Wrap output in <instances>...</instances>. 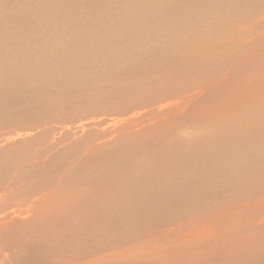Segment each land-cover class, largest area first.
Returning <instances> with one entry per match:
<instances>
[{
  "label": "rangeland",
  "instance_id": "374dc122",
  "mask_svg": "<svg viewBox=\"0 0 264 264\" xmlns=\"http://www.w3.org/2000/svg\"><path fill=\"white\" fill-rule=\"evenodd\" d=\"M30 1L37 2L31 4ZM63 1L66 2L67 0H21L19 6H23L18 13L22 14L30 6L36 7H34L35 9H33L30 17L18 21L25 24L29 30L33 26H37L33 25L34 21H39L37 26L38 36L44 39V42L38 47L36 45L30 46L26 51L19 49L5 58L11 61L10 64H15L25 71L21 75L24 76L25 83H22L21 87L17 85L4 87L0 80V86L6 90L0 94V264H18V262L19 264H86L100 257V254H97L99 250L103 254L112 251L108 248L109 246L117 248L138 246L147 236L157 234L160 230L165 231L175 224H183L187 219L211 217L216 212L213 205L219 202L222 205L220 209H224L236 201L247 200L249 196L257 192H264V180L256 183L259 187L253 185L254 182L250 186H230L224 179L225 175L221 174L219 176L217 173L212 174L215 175V179L211 180V175L208 178L206 176V179H202V173L200 172L201 175L198 174V176H201L199 178L203 181L199 180L198 184L191 183L189 178L195 176L192 170H194L195 162L199 159V157L196 159V155L191 158V155L195 151L198 153L201 150L200 153L209 156V143L205 141L202 142H205L203 145L198 142L187 143L188 141H184V137V143L182 142L180 146L177 144L178 148H175L177 146L175 143L178 139V130L172 134H166L164 131V137L162 138H164L163 141L166 144L161 139L162 133L157 127L159 124L151 121L150 115L146 116V109L147 112L150 110L147 108L146 102L149 96L152 95V89L155 88L154 84L158 88L179 85L178 80L187 74H191L189 78L195 79L201 75L204 77L203 79L209 80V78L215 79L222 73V78L218 79V77L215 82L219 85L220 80H223L222 84L224 83L226 86L222 88L223 91L219 89L220 86L216 88L217 91L215 89L212 91V99L209 98L208 100V104L212 103V106L220 105L223 101H233L237 104L243 101L250 102L256 87L263 85L264 88V58L260 55L264 53V20H262L264 18V0H251V2L253 1V7L249 10L246 9L251 5L241 2V0H232V2L231 0H206L204 1L207 3L206 7L203 6L190 11L186 6H183L180 9L182 14L179 11L176 13L177 10L172 14L168 12V15L175 17L174 21L171 19V23L168 17L165 21L166 17H164L165 19H161L165 23L168 21L167 26L165 23L162 25L163 22L160 19L159 21L162 23L157 20L151 24L152 28L144 23L146 19H152L151 14L154 10L150 5V0L149 3L146 0L144 3L139 0H110L111 5L108 7H105V5L98 7L94 4H92L94 7L84 5L87 1L89 3L96 0H68V3H78L80 5L76 10H78L79 15H84L85 24H81L77 28L79 29L77 34L83 36L85 33L87 37V47H81L77 50L76 54H78L74 58H65L68 55L64 54L63 45L59 44L61 35H59L60 38L58 36L56 39L57 35L55 33L58 26H54V22H52L53 26L52 24L47 27L43 25L46 20L49 21V16L43 11L50 12L43 3L54 2L56 3L55 8H57L60 7L61 3H64ZM155 1L158 4V0ZM3 2L4 4L0 2L2 6L6 4V1ZM225 2L227 3L225 4ZM82 3L83 5H81ZM49 7L51 8V4ZM148 7H150V10ZM217 7L219 8L217 9ZM144 10L146 13H144ZM142 13L145 15H142ZM42 15L45 18H40ZM120 16H126V20L124 21V18L122 19ZM144 16L146 17L145 20ZM178 16L180 20L177 18ZM140 19H142L144 25H141ZM178 20L182 21L181 24L178 23ZM11 21L12 23L6 21L4 23L13 32L11 28L14 20ZM171 24L175 26V29H173V26L171 27ZM136 25L137 30L135 29ZM140 25L147 28H141ZM139 29L144 30L141 32ZM104 31L107 37L105 35L103 37L102 32L104 33ZM107 31L109 32L107 33ZM77 34L74 35L68 32L67 37L70 38L71 50H73L72 44L75 45L76 39L80 37ZM127 35L128 38L132 35L129 40ZM154 35L156 38H153ZM62 36L65 38L64 35ZM135 36L137 38L144 36V39L150 37V45L153 40L160 43L155 47L150 46L148 48L147 43L149 44V42L146 40L147 43H141L138 47L136 44L142 39L137 40ZM35 39L21 41L16 39L15 41L19 47L20 44L28 46V41L34 42ZM219 40L224 42V48L221 50L215 48ZM124 41L127 42L126 45L124 44L126 49L123 48L122 43ZM132 42H135V44H132ZM170 44L174 45V48L168 51L167 49L172 48ZM107 45H109V48ZM121 46L122 48H120ZM135 46L138 48L136 49ZM53 48L60 49L59 55L56 57ZM160 48H164L166 52L164 53V50L162 51ZM112 50L117 51V54L115 51L114 53L118 56H115ZM36 51L38 52L36 53ZM116 57L118 58L116 59ZM260 57L263 59L262 63L258 61L261 60ZM241 59L242 61H240ZM58 60L63 61L61 66L55 63L56 67L47 65L43 66L41 70L37 69V66L43 65L44 62H57ZM245 60L246 63L242 66ZM198 64H201V69ZM249 64L250 66H248ZM230 65L235 66L236 73L233 74L235 77L232 78L231 76L229 83H225L228 66ZM34 66L35 68H33ZM38 72L42 73L39 74ZM236 75H240L242 80L240 77L237 78ZM6 79L7 77L4 78V80ZM173 82L174 84H172ZM223 85L221 86L224 87ZM137 87L141 88V91ZM143 89L145 90L143 91ZM218 95L220 96L218 97ZM208 108L206 107L204 110L210 112L212 110L211 113L218 111L213 112V109ZM253 109L263 110L259 104H254ZM211 113L206 112L207 116H210ZM238 114L236 112V115ZM193 116L197 118V113ZM180 117L177 118L180 119ZM138 120L144 121L140 122ZM143 124L145 125L142 128ZM229 124H233L232 119ZM174 125L172 127L180 126ZM259 128H263V130L259 133L260 139L255 138L254 146L246 148L247 145L245 146L241 134L234 136L232 139L234 142L242 143V146L237 145L239 151L232 148L236 158L238 157V160L252 159L254 167L256 166L254 159H259V153L262 162L264 161V127L261 123ZM127 129H132L129 132L133 134H128ZM136 129L139 130L138 133L135 132ZM194 132L196 131H193V134L189 136L198 135ZM131 139H135V141ZM146 144L148 147H153V149H146ZM186 144L188 147L185 146ZM192 144L193 146L196 144L200 146H195L192 149ZM140 145L141 147H139ZM101 146L103 147L101 148ZM115 146L117 147L115 148ZM169 146L173 149L171 150ZM182 148L187 149L180 154L183 151ZM188 149L193 150V152ZM142 150H145V154L146 150L150 151L149 154L154 153L155 150L156 153L153 154L155 160L160 159L159 157H162V159L165 157V161L171 162L172 165L170 164L169 167L173 169L175 174L177 170L188 168V175L185 173V176L190 175V177L186 179L187 181L183 180L182 182V180L177 179L176 181L172 180L171 183H166L164 180V187L160 189L165 193L178 192L179 189L183 193L187 192L185 194L187 197L183 201H177L176 205L166 203L168 207L156 204L153 197L143 201L140 198L143 197L145 190H159L145 184L139 187L138 195L134 194L127 197L125 192L128 186L130 188L131 183L126 180L125 182L123 180H119V182L111 180V178L114 180L111 175L116 169H118L117 171L120 170L119 172H122L121 169H123L125 172L120 174H124L126 178L129 173L128 168L132 170V166L144 165L145 163L142 162H147V160ZM175 150L179 151L176 157H182L183 159L178 158V160L174 156ZM138 152L139 154H136ZM140 154H143L142 157L145 158V161ZM186 154L187 156H185ZM166 158L169 160H166ZM117 165L123 167L117 168ZM153 167H157V165L154 164ZM223 173L225 174V172ZM218 178H220L222 185L218 182ZM208 179H210V182ZM213 181L215 184H213ZM187 183L190 184L187 185ZM205 184L207 185L204 186ZM103 186L105 187L103 188ZM215 190L220 191V197ZM250 192L252 193L250 194ZM46 193L51 194L49 199L28 208L33 199ZM205 197L210 201L205 202L207 201ZM138 199L141 202L133 204ZM225 201L227 203H224V205L223 202ZM191 203L195 207H191ZM139 207L146 211H136ZM130 214L132 215L128 216ZM153 215L155 216L153 217ZM134 218L141 226L131 223ZM141 219H145L146 223H142ZM219 227L223 228L219 224L218 230H221ZM227 232L229 234L226 237L231 238L230 242L235 243L233 247H237V249L243 246L239 242L242 243L243 240L249 237V235L243 233L244 231L242 235L238 232L237 236L234 235L235 237H231L229 230ZM212 235L213 232L210 233V236ZM210 236L208 234V239L211 240ZM128 240L132 242L129 246H125L129 242ZM221 242L223 241L218 242L219 248L223 244ZM187 250H189L187 244L177 248L174 252L177 255L174 257L179 256L180 253L188 252ZM2 252L11 256L8 261L2 260ZM92 252L95 254H92ZM127 262L134 264L130 259ZM127 262L123 259L122 261L119 260L117 264H128ZM243 263L246 264L247 262ZM222 264H224V261Z\"/></svg>",
  "mask_w": 264,
  "mask_h": 264
},
{
  "label": "bare ground",
  "instance_id": "6f19581e",
  "mask_svg": "<svg viewBox=\"0 0 264 264\" xmlns=\"http://www.w3.org/2000/svg\"><path fill=\"white\" fill-rule=\"evenodd\" d=\"M3 1H6V4L4 6H2V4H4ZM20 1L21 0H0V2H2V4H0V31L2 30L0 32V80H1V82H2L4 87L12 86V85H17V86L21 87V84L25 83V80L23 78L24 76H21V75H23L25 73V71H23L19 66H16L15 64H10L11 61H9V60H7L5 58L9 54H11L13 52H16L19 49L23 50V51H26L30 46L36 45L38 47L39 45L41 46V44H43V42H44V39H41L40 36H38L39 33H38L37 26H38L39 21H34L33 25H37V26H33L30 30L28 29L27 26H25V24L21 23V21H18L20 19H23V18H26V17H30V14L32 13L33 9H35L34 7H36V6H30L22 14L18 13L19 9L23 6V5L19 6V2ZM53 1H55V0H53ZM139 1L144 3L145 0H139ZM146 1L149 3V0H146ZM204 1H206V0H203V1L202 0H158V4H157V1H155V0L151 1L150 0V5H152V8L154 10V11H152L153 14H151L152 19H148V20L146 19L145 20L146 17L144 16V20H145L144 23H147V26L148 25L151 26L152 23H155L157 20L159 21L161 18L163 19L164 17H166V19L164 18L165 21L167 20V17L170 18V22L172 23L171 19L174 21L175 17H173L172 15H168V12L171 13V14L175 10H177L176 13L178 11L180 12V9L183 6H186L190 11L192 9H199V7H203V6L206 7L207 3H205ZM34 2L35 1H30L31 4H33ZM36 2H35V4H36ZM63 2L64 3H61L60 7H57V8H55V4L56 3H54V2L45 3V4L43 3V5H45V7H48L47 9L50 10V12L43 11V12H46V14L49 16V21L46 20V23H44L43 25H45L47 27V26H51V24H52V26H53L52 22H54V24H55L54 26H58V28L56 29L57 30L56 33L55 32L54 33L57 35L56 39L58 38L59 35H61V38L59 36V38H60L59 39L60 40L59 44L63 45L64 54L68 55L65 58H74L78 54V53L76 54L77 50L81 49V47H83V48L87 47L86 46V38H87L86 34L84 33L83 36L77 34V32L79 30L77 28H79V26L81 24H85L84 15L83 14H80V15L78 14V10H76V8H78L80 6L78 3H71L70 1H69L70 3H68V0L66 2L65 1H63ZM90 2L88 3V1H87V2L84 3V5H87L89 7H94L92 4H94L95 6H98V7H103L104 5H105V7H108L109 5H111L110 4V0H96V1H92L91 3ZM231 2H232V0H231ZM241 2H245L246 4L251 5L246 10H249V9H251L253 7L252 6V2L253 1L251 2V0H241ZM226 3L227 2H225V4ZM50 4H51V8L49 7ZM176 4H178V5H176ZM81 5H83V3ZM220 6H222V5H220ZM148 8L150 10V7H148ZM218 8L219 7H217V9ZM47 9H45V10H47ZM67 9H69V10H67ZM144 13H146V11ZM144 13H142V15H145ZM190 13H192V12H190ZM147 14H149V13L147 12ZM120 17L122 19L124 18V21L126 20V18H125L126 16H124V17L120 16ZM40 18H45V17L42 15ZM110 18H112V17H110ZM177 18L180 20L179 16ZM177 18H176V20H177ZM11 20H14L13 21V23H14L13 27L11 28L13 30V32L10 30V27L5 26V23H4L5 21L12 23ZM112 20H113V18H112ZM140 20L139 21L143 23L142 19H140ZM185 20L183 22L184 25H185ZM262 20H264V18H262ZM262 20H260V21L263 22ZM113 21L116 22L115 20H113ZM165 21L163 22V20H162L163 23L160 22V21L159 22L162 23V25H164ZM176 22H174V23H176ZM180 22H182V21H179L178 23L181 24ZM142 23H141V25H144V23L143 24ZM166 23H165V25H166ZM138 24H140V23H138ZM9 25H10V23H9ZM141 25H140L141 28L145 27V26L142 27ZM184 25H182V26H184ZM172 26L173 25L171 24V27ZM154 27L156 28V26H154ZM171 27H170V29H172ZM173 27H174L173 29H175V26H173ZM178 27L180 28L179 25H178ZM137 28L138 27L136 25L135 29L137 30ZM146 28L147 27H145V29ZM151 28H152V26H151ZM158 29H160V28H158ZM182 29H184V28H182ZM26 30H29V31H26ZM70 30H71V32H70ZM186 30H187V28H186ZM54 31H55V29H54ZM160 31L162 32V30H160ZM68 32L70 34L71 33L74 34V35L77 34L80 37H82V38L79 37V39H76L77 41L75 42L76 43L75 45L72 44L73 50H71V47H70V38L67 37L68 36ZM108 32L109 31H107V33ZM173 32H175V31H173ZM149 33H150V31H149ZM183 33H184V31H183ZM102 34H103V37H104L105 31H104V33L102 32ZM131 34H133V33H131ZM142 34H145V33H142ZM62 35H64L65 38ZM149 35H151V34H149ZM105 36L107 37V34ZM131 36L132 35H130V37ZM211 36H212V34H211ZM121 37H123V36H121ZM130 37L128 38V35H127L128 40L130 39ZM146 37H148V36H146ZM33 38H36L35 41L34 42L28 41V43H29L28 46H22V44H20V46L18 47V44L15 41L16 39L21 41V40H29V39H33ZM42 38H44V37H42ZM108 38H109V36H108ZM127 38H125V39L127 40ZM135 38L137 40L138 39H142L139 42H137L138 45L136 44V46H138V47H139V45L141 43L146 42V40L149 42V44L146 42L147 46H149L148 48H150V46L151 47H153V46L155 47V45H158V43H160V42H155V40L152 39L153 41L151 42V45H150V39H149L150 37L144 39V36H139L138 38L135 36ZM153 38H156V36L153 37ZM172 39H174V38H172ZM106 40H107V38H106ZM137 40H135V41H137ZM132 41H133V39H132ZM125 43H127V42L124 41V43H122V44H123V48L126 49V46L124 47ZM223 43H224L223 40H219L218 43L215 45V48H218V49L221 50L222 48H224ZM132 44H135V42L134 43L132 42ZM253 45H254V43H253ZM108 46L109 45H107V47ZM115 46H117V44H115ZM130 46H131V44H130ZM136 46H135V48H136ZM171 46H172V48L167 49L168 51H170V50H172L174 48V45H171ZM120 48H122V46ZM132 48H133V46H132ZM232 49H233V47H232ZM59 50H60L59 48H53V52H54L55 57L59 55ZM161 50L163 51L164 48H162ZM114 51H113V53H114ZM37 52L38 51H36V53ZM115 52L117 54V51H115ZM165 52L166 51L164 50V53ZM80 53H82V52H80ZM161 53H163V52H161ZM116 54H115V56H118ZM123 54H124V52H123ZM260 55H261L262 58H264V53L260 54ZM117 58L118 57H116V59ZM262 58H261V60H258V59L257 60L260 63H262L261 62L263 60ZM170 59H172V58H170ZM108 60H109V58H108ZM111 60H113V59H111ZM240 61H242V59ZM243 61H244V59H243ZM99 62H101V61H99ZM263 62H264V60H263ZM55 63H57L58 65L61 66L63 61L58 60L57 62L56 61H52V62H49V63H45L44 62L43 65L42 64L38 65L37 69L41 70V69H43V66H47V65H51V67H56ZM230 63H231V61H230ZM245 63H246V60H245V62L242 63V66ZM254 64H255V62H254ZM198 65L200 66V69H201L202 68L201 64H198ZM232 65L236 66V64H233V63H232ZM235 66H231V65L228 66L229 68H228V71H227L228 73L226 74L227 77H225L226 78L225 83H227V82L229 83V81L231 80V76H232V78L235 77V75L233 76V74L235 72V70H234ZM248 66H250V64ZM255 66H256V64H255ZM259 66H261V65H259ZM251 67H253V66H251ZM33 68H35V66ZM186 68H188V67H186ZM245 69H246V67H245ZM253 69H254V67H253ZM253 69H251V70L253 71ZM184 72H186V71L184 70ZM38 73L41 74L42 72H38ZM177 75H179V74H177ZM190 75L191 74H187V75L183 76L185 81L183 80V78H181V79L178 78L179 79L178 82H180L179 85H173V86L167 87V88H158L156 86V84H154L155 88L152 87L153 88L152 89V95L149 96V98L147 99V102H146L147 103V108L150 109L148 112H147V109H146V116L150 115V120L153 121V122H157L159 124L157 127H159L160 132L162 133L161 134L162 141L164 139V138H162V137H164L163 136L164 135V131H165L166 134L167 133H171L172 134V133H174V132H176L178 130L177 131L178 139L176 137H174V138L177 139V143H175V145L179 144V146H180V144H182V142L184 143V141H188L187 143H190V142L197 143L198 142L200 145H203L205 142L206 143L208 142L209 145H210L209 156H204V154H202V152L200 153L201 150L198 149L200 147L197 148L199 150L198 153L196 151H195L196 153L195 152L193 154L191 153L192 154L191 158L195 157V155H196V159H197V157H199V159L197 161L195 159L196 162H195L194 168L192 167L194 169L192 171L195 173V176L191 174L194 177L189 178L190 175L189 176H185V173H187L186 175H188L187 171H189V170H187L188 169L187 167H186L187 169L177 170V173L175 174L173 172V169H171L169 167L171 162L165 161L164 160L165 157L163 159H162V157H159L160 159H158V157L156 156L158 160H155L156 158L155 157L153 158V156H154L153 154L156 153L155 150L153 151L154 153H152V154H149L150 153L149 150H146V154H145V150L144 151L142 150L143 154L146 155L145 158L147 160V162H142L141 161L143 164L145 163L144 165L132 166L131 167L132 170H130L128 168V170H129L128 172L129 173H128V176L126 178L124 177V174L123 175L120 174L122 172H125L123 169H121L122 172H119L120 170L117 171L118 169H116L115 172H113V174L111 175L112 177H114V180L111 178V180L114 181V182H116V181L119 182V180L120 181L123 180L125 182V180H126L127 182L131 183L130 184L131 185L130 188L128 186L127 190L125 192L127 197H130V196H132L134 194L138 195L139 187L145 184L148 187L158 188L159 190H152V191L145 190L143 192V197L140 198V199L145 201L148 198L150 199L151 197H153L155 199L154 202H156V204H162L163 206L165 205L166 207H168L166 205V203H169L170 205H176L177 201H183L184 198L187 197L185 195L187 192L183 193V191L180 190V189L178 190V192H173V193H170V192H166L165 193V191L162 192L160 189L162 187H164L163 186L164 180H165L166 183H171L172 180L176 181L177 179H179V180H182V182H183V180H186V179L189 178V181L191 183H197L199 180L203 181L202 179H206L205 178L206 176L208 178L209 175H211L210 179L214 180L215 179V177H214L215 175H212L214 173H217V175H219V176L221 174L225 175L224 179L226 180V183H228V185H230V186H250V184H252L254 182L253 185H256V186L259 187V185L256 184V183L260 182L261 180H264V161L262 162V160L260 158V153H259V159L258 160L254 159V163L256 165L254 167L252 159H250V160H238V157L236 158L235 154L232 152V148H235V150L239 151L238 148H237V145H241L242 146V143L232 141L233 137L238 135V134H241V136L243 137V139L245 141V146L247 145L246 148H248V146H254L255 145V142H254L255 138L260 139L259 133L263 130V128L260 129L259 128V124L261 123L262 126L264 127V88L262 87L263 85L259 86V87H256V89L252 93L250 102L243 101L242 103L237 104V103H235L233 101H226V102L223 101V102H221L220 105L218 104V105H213L212 106V103L208 104L209 98H211V96L213 95L212 91L214 89L216 90V88L218 86H220L219 89L225 88V86H226L224 83H223L224 85L222 84L223 80L222 81L220 80V84L219 85L216 84V82H215L218 77H219L218 79L222 78V73L220 75L221 77L217 74L218 76L215 79H210L209 78V80L203 79L204 77H202L201 75L197 76L195 79L189 78ZM6 77H7V79L4 80V78H6ZM179 77H180V75H179ZM238 77H240V75H238L237 78ZM240 79L242 80V77H240ZM172 84H174V82ZM175 84H177V83H175ZM221 85H223L224 87H222ZM141 86H144V85H141ZM145 86H147V85H145ZM144 87H142V88H144ZM159 87H161V86L159 85ZM0 88H2V87L0 86ZM137 88H139V87H137ZM139 89L141 91V88H139ZM144 90L145 89H143V91ZM5 91L6 90L4 88H2L0 90V94L4 93ZM222 91H223V89H222ZM220 93H223V92H220ZM215 94H216V92H215ZM218 94H219V92H218ZM219 96L220 95H218V97ZM162 104H164V105H162ZM254 104L261 105L263 110H255V109H253V105ZM206 107L207 108L209 107L208 109H210V108L213 109V112L215 110H218V111L216 113L215 112L211 113L212 110H211V112L207 111V110H204V108H206ZM247 108H249L250 110L247 109ZM205 111L208 112V113H211L210 116H207ZM236 112H238L239 114L236 115ZM196 113H197V118H195L193 116V114H196ZM229 114L232 117L228 116ZM178 116H181L180 119L177 118ZM142 118L144 119V117H142ZM147 119H149V118H147ZM231 119L233 121V124H229L231 122ZM138 121H140V120H138ZM141 121H144V120H141ZM259 121H260V123H259ZM174 124H177V125H180V126H183V127L182 128L180 126L172 127V126H175ZM144 125L145 124H143L142 128L144 127ZM131 128H132V126H131ZM131 130L132 129H127L126 131L128 132V134H133V133L129 132ZM172 130H174V131H172ZM193 131H196L194 133H198V135L194 134L195 136L193 135L192 137H190L189 135L193 134ZM135 132L138 133L139 130L136 129ZM150 132H151V130H150ZM151 134H152V132H151ZM106 135H108V134H106ZM149 135H150V133H149ZM174 136H176V135H174ZM187 136H189V137H187ZM104 137H105V135H104ZM184 137H185V140H184ZM170 139H172V138L170 137ZM131 140L135 141V139L134 140L131 139ZM203 141H205V142L202 143ZM112 142H113V140H112ZM164 143H166V142H164ZM108 144H106V145H108ZM121 144H124V143H121ZM133 144H134V142H133ZM183 145H182V147H183ZM200 145L196 144V145L193 146V144H192V149H194L193 147L200 146ZM99 146H100V144H99ZM104 146H105V144H104ZM145 146H146V149H148V148H152L153 149V147H148L147 144ZM185 146L188 147L187 144ZM206 146H207V144H206ZM206 146H202V147H206ZM102 147L103 146H101V148ZM116 147L117 146H115V148ZM139 147H141V145ZM157 147H160V146H157ZM165 148H166V145H165ZM169 148H171V150L173 149V147H170V146H169ZM175 148H178V145L175 146ZM186 149H183V151H181L180 154H182V152H184V150L186 151ZM178 150H175L177 152L174 151V153H175L174 156L175 157H176V154H178V152H179ZM188 150L193 152V150H190V149H188ZM164 151H166V150H164ZM249 151H251V150H249ZM142 152H140V153H142ZM165 153L167 154V152H165ZM136 154H139V152L136 153ZM143 154L142 155L140 154L141 157L143 156ZM160 154H162V153H160ZM180 154H179V156H180ZM182 156L184 157V155H182ZM185 156H187V154ZM136 158L139 159L138 157H136ZM145 158L142 157L143 160ZM176 158L178 159L180 157L177 156ZM115 159H116V157H115ZM180 159H183V158L181 157ZM95 160H97V159H95ZM166 160H169V159L166 158ZM139 161H140V159H139ZM189 161H190V159H189ZM116 162H117V160H116ZM176 162H177V160H176ZM152 163H153V165L154 164L157 165V167H153ZM117 166H118L117 168L123 167L122 165H117ZM187 166H188V164H187ZM200 172L202 173V175L200 174ZM223 172H225V174ZM198 174H200L202 176V179L199 178L201 176H198ZM98 177H100V176H98ZM210 179H208L209 182H210ZM221 179H223V178H221ZM217 180L220 183V185H222L221 181H220V178H218ZM205 183H206V181H205ZM120 184H121V182H120ZM124 184L126 185V183H124ZM188 184H190V183H187V185ZM209 184H211V183H209ZM213 184H215L214 181H213ZM206 185L207 184H205L204 186H206ZM107 186H108V183H107ZM104 187L105 186H103V188ZM221 187H223V186H221ZM224 187L226 188V184H225ZM212 189H215V188H212ZM205 190H206V188H205ZM235 191H237V190H235ZM218 192H219V194H218ZM218 192L216 191V194L220 197V191H218ZM251 193L252 192H250V194ZM205 194H206V192H205ZM50 195H51L50 193H46L45 195H41V196L37 197L36 199H33L31 201V203L28 205V208L37 205L39 202H45L47 199H49ZM104 195H105V192H104ZM211 196L213 197V194ZM208 197H210V196L208 195ZM133 199L135 200V198H133ZM140 199H138V201H134L133 204H137L138 202H141ZM216 199H218V198H216ZM206 200L207 201H205V202H208L209 199L206 198ZM222 201H224V200H222ZM226 201H228V200H226ZM226 201L223 202V204L224 203L226 204L227 203ZM216 202H217V200H216ZM199 203H200V201H199ZM229 203H228V205H229ZM15 204H13V205H15ZM95 206H97V205H95ZM190 206L191 207H195V205L193 203H191ZM221 206L222 205L220 204V202L215 204V205H213V208L215 209L214 211H216V212H214V214H212L211 217L205 216V217H200V218L195 217L192 220L187 219V220L184 221L183 224H175V225L172 226V228H169V229H167L165 231H161L160 230L157 234L154 233V234H152L150 236H147L142 241V243H140L138 246H135V247L133 246V247H130V248L129 247L117 248V247L109 246L108 248H110V250H112V251H107V252H105L103 254L99 250L97 254H100L99 255L100 257H98L96 260L87 262L86 264H117V262L119 260L122 261L123 259H124L125 262H127L128 259H130V260H132V262L134 264H222L223 261H224V264H244L243 262H247L246 264H264V192H257L256 194H253L252 196H249L247 198V200H245V201H236L231 206H228V207L226 206L227 208H224V209H220ZM169 208H171V207H169ZM136 211H146V210L139 207V208L136 209ZM131 215L132 214H130L128 216H131ZM154 216L155 215H153V217ZM97 220H99V219H97ZM127 220H129V219H127ZM0 221H1V218H0ZM141 221H142V223H146L145 219H141ZM131 223L132 224L136 223L137 225H140L135 218L131 220ZM219 224L223 226V228L219 227L221 230H218ZM148 225H149V222L147 224V227H148ZM151 225H152V223H151ZM132 226H134V225H132ZM93 228H95V227H93ZM240 228H242V229H240ZM228 230L231 233V237L236 235V234L238 235V232L242 235L243 231H244L243 233L249 235V237L247 239L243 240L244 242H242V239H241L242 243L239 242V244L243 245V246L237 249V247L236 248L233 247V245L235 243L230 242L231 238L228 239L226 237L227 234H229L227 232ZM1 231H3V230H1ZM98 231H100V230H98ZM211 232H213L212 236H210ZM208 234H209L211 240L208 239L209 238ZM219 241H223V242H221L223 244L220 246V248L218 247V242ZM131 242L132 241H129L128 243H126L125 246H129L131 244ZM139 242H140V240H139ZM185 244L188 245V248H189V250H187L188 252H185V253L183 252L184 254L180 253L179 256L174 257V256L177 255L176 253H174L177 250V248H181ZM229 244H230V246H229ZM213 247H214V249H213ZM228 249H229V251H228ZM92 254H95V253L92 252ZM93 256H95V255H93ZM10 257L11 256H9L8 253L4 254L2 252V260L3 261H8L10 259ZM14 257H15V255H14ZM89 257H90V255H89ZM20 259H18V260H20ZM188 259H190V260H188ZM81 260H82V258H81ZM16 262H17V260H16ZM120 263H122V262H120ZM18 264H19V262H18Z\"/></svg>",
  "mask_w": 264,
  "mask_h": 264
}]
</instances>
